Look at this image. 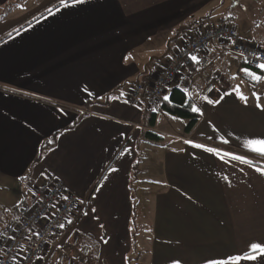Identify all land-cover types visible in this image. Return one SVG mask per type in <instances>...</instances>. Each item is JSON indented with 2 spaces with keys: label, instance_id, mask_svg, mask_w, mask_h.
<instances>
[{
  "label": "crops",
  "instance_id": "obj_1",
  "mask_svg": "<svg viewBox=\"0 0 264 264\" xmlns=\"http://www.w3.org/2000/svg\"><path fill=\"white\" fill-rule=\"evenodd\" d=\"M54 6L58 0H0V235L34 189L57 179L87 203L71 235L91 248L89 264H205L264 244V177L185 143L264 166L243 147L264 138V111L251 95L264 104V83L254 86L241 57L209 46L211 68L185 92L200 110L190 133L161 111L150 126L147 109L126 103L195 28L229 24L264 50V0H85L49 16ZM208 80L214 88L204 95Z\"/></svg>",
  "mask_w": 264,
  "mask_h": 264
},
{
  "label": "built area",
  "instance_id": "obj_2",
  "mask_svg": "<svg viewBox=\"0 0 264 264\" xmlns=\"http://www.w3.org/2000/svg\"><path fill=\"white\" fill-rule=\"evenodd\" d=\"M215 42L224 44L240 56L251 70L260 71L256 65L264 63V50L242 40L229 24L220 23L196 31L150 82L140 81L131 87L126 103L158 112L167 90L176 86L188 92L193 78L211 68L208 48ZM192 55L198 56L199 64L189 59ZM213 88L208 80L203 94H209ZM64 196L68 199H62ZM86 207V201L70 192L63 182L49 179L47 184L34 189L31 198L18 207V221L0 235V262L50 264L54 257L58 264H81V258L89 264L91 248L83 245L79 236L71 235L72 227L83 216ZM59 224L65 227L61 229Z\"/></svg>",
  "mask_w": 264,
  "mask_h": 264
},
{
  "label": "snow or ice",
  "instance_id": "obj_3",
  "mask_svg": "<svg viewBox=\"0 0 264 264\" xmlns=\"http://www.w3.org/2000/svg\"><path fill=\"white\" fill-rule=\"evenodd\" d=\"M85 3V0H58V7H55V11H53V8H47L46 11L48 12L49 16H54L57 12H60L61 9H70V8H74L79 4H83ZM189 59L196 63L199 64L200 60L198 58V56L196 55H192L189 57ZM257 59H259L257 57ZM256 68L260 70L259 74L254 72L253 70H251L250 67L248 68H241V71L252 78L254 86L256 84H260V83H264V63H258L256 65ZM197 71H199V69H196ZM233 91L235 92L236 96L245 101V104H247L248 101V97L244 96L242 94V92L240 91L239 85H237ZM225 96L227 95H231V93L225 92L224 93ZM255 100H256V107L262 111H264V104H262L261 101V97L259 95H257V93L255 91L252 92L251 94ZM223 99L222 97H219L216 100H212V99H208L207 103L208 104H218L220 102V100ZM164 100H168V96L165 95L164 96ZM191 111L193 113H199V109L195 106V105H191ZM186 144H189L191 147L195 148V149H199L202 150L206 153H209L211 155L217 156L218 158L223 159L224 157L229 158L232 161H237L241 164H246L248 165L249 168H251L254 172L258 173L260 176L264 177V166L261 167H257L255 166L252 161H250L249 159H247L244 156H240V155H235L232 154L230 152H224L223 153V157H221L220 154V150L219 149H214V148H210V147H206L204 145L201 144H195L192 141H185ZM222 143L227 144L228 141L227 140H223ZM243 147L251 152L254 153L256 156H259L261 158H264V138H258V139H249L247 141L244 142ZM113 171H115V169H113ZM62 199L67 200L68 197L64 196L62 197ZM91 211L93 213H95L96 209L93 208L91 209ZM85 216L88 215V213H84ZM69 224L72 223V221H68ZM59 227L61 229H63L65 227L64 224H59ZM101 227H103V225H101ZM35 235H37L38 237V233H36ZM105 244L108 243L107 240L103 241ZM21 251H24V249L22 248ZM260 257H264V244L262 243H251L248 247V250L243 252V253H239L236 255H231V254H227L225 257L222 258H208L205 262V264H242L243 261H257L258 258ZM72 259H76V257H73ZM97 259H99V257H97ZM0 264H2V262H0ZM58 264V262H57ZM81 264H86V262L83 260V258H81ZM172 264H180V262L178 260H174L172 262Z\"/></svg>",
  "mask_w": 264,
  "mask_h": 264
},
{
  "label": "trees",
  "instance_id": "obj_4",
  "mask_svg": "<svg viewBox=\"0 0 264 264\" xmlns=\"http://www.w3.org/2000/svg\"><path fill=\"white\" fill-rule=\"evenodd\" d=\"M191 102L188 99L185 91L179 89V88H174L169 94H168V100H164V97L162 99L160 109L159 111L164 112L170 116H173L175 118H178L180 120H184L187 122L186 127H185V132L190 133L198 124L199 122V115L197 113H193L191 111ZM150 114V126H154L155 122V116L156 112H151L148 111ZM78 121L70 127L69 129H73L77 125ZM144 137L148 140L151 141H159L160 137L157 136L154 133L151 132H146L144 134ZM54 138H52L51 142L54 141ZM52 147V146H51ZM47 143H44L39 150L38 158L37 160L41 159L44 156V152L47 150ZM135 170H137V167H135ZM128 260V264H129Z\"/></svg>",
  "mask_w": 264,
  "mask_h": 264
},
{
  "label": "rangeland",
  "instance_id": "obj_5",
  "mask_svg": "<svg viewBox=\"0 0 264 264\" xmlns=\"http://www.w3.org/2000/svg\"><path fill=\"white\" fill-rule=\"evenodd\" d=\"M193 29H194V28H193ZM196 31H197V29L195 28L193 32L196 33ZM193 35H194V34H193ZM193 35H192V36H193ZM192 36H191V37H192ZM168 117H169V116H168ZM169 118H170V119H173V121L181 122L180 119L178 120V118H171V117H169ZM165 125H166V123H163V126H165ZM177 128H178V127H175V129H177ZM130 259H131V258H130ZM130 264H131V261H130Z\"/></svg>",
  "mask_w": 264,
  "mask_h": 264
}]
</instances>
